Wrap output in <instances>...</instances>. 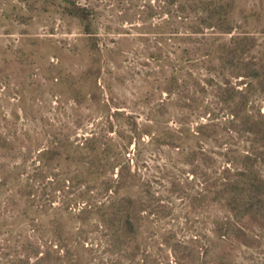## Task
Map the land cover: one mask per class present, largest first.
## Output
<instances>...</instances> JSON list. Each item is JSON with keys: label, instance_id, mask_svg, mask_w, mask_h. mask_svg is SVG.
<instances>
[{"label": "rangeland", "instance_id": "obj_1", "mask_svg": "<svg viewBox=\"0 0 264 264\" xmlns=\"http://www.w3.org/2000/svg\"><path fill=\"white\" fill-rule=\"evenodd\" d=\"M245 120L264 131V0H0V204L116 201L137 222L132 248L90 234L72 264H264V133ZM230 150L254 184H222Z\"/></svg>", "mask_w": 264, "mask_h": 264}, {"label": "trees", "instance_id": "obj_2", "mask_svg": "<svg viewBox=\"0 0 264 264\" xmlns=\"http://www.w3.org/2000/svg\"><path fill=\"white\" fill-rule=\"evenodd\" d=\"M237 35H232L231 42L237 39ZM230 43V42H229ZM228 45V43H225ZM220 55H227L221 57L220 61L222 63L231 62L229 59V53L222 51ZM240 58L236 59V65L240 63ZM241 60V59H240ZM250 82H256L257 78L249 77ZM225 83L226 82H222ZM224 84V85H225ZM219 90L223 92L233 93L234 88L225 85V88L219 87ZM240 100H245L250 92L249 87L242 88L238 91ZM243 94V95H242ZM241 96V97H240ZM226 110L222 106L212 108V113L209 112V116L213 117L207 118L204 124H200L197 128V135L201 138L208 137V133L217 137L218 130H215L217 123L214 121V117L217 116L219 111ZM208 108L202 109L203 113H206ZM239 119V116L235 113L232 114L231 123H235ZM255 119V117H254ZM243 126L251 129L248 133L253 138H258L260 141L262 139V130H256L253 127L258 126L259 121H246L241 123ZM235 126V125H234ZM253 126V127H252ZM211 130V132H209ZM239 133V132H238ZM222 137H225L222 135ZM86 146L84 149L89 150L88 147L90 142H94L96 138L94 136L87 138ZM29 146L32 142L28 143ZM95 144V143H94ZM248 144V142L246 143ZM264 154V144L260 146ZM63 149V146L58 140H52L49 144L42 146L40 148V156L51 153V151H57ZM92 149V147H91ZM235 150L226 151L221 155L231 162V165L235 168H239L241 172L238 174V178L229 180L227 179L222 184H254L253 175L250 174V170L244 171V158L249 159V154L240 155V160H235L233 154ZM123 170H127V166H123ZM226 171V170H225ZM128 174L129 171H126ZM52 184H49V188ZM54 188V187H52ZM47 188H45L46 190ZM68 190L64 192V195H68L74 189L73 185L68 186ZM52 190V189H51ZM243 193L241 196L246 198V203L244 202V207H248L247 198L248 194H254L253 189H248L247 191L243 188ZM248 192V194H247ZM43 190L40 193L43 194ZM84 192H77V196H83ZM255 194L254 196H256ZM24 200L0 204V227L5 229V236L2 246H0V258L3 259L1 264H29L30 257H34L32 264H72L73 262H78L79 258L72 257V254L78 253L79 251L91 250L88 248L87 239L91 238L90 234H94L99 238H103L107 241L111 240L113 245L124 246L132 248V236L131 230L137 228V222L131 212H126L122 210L121 206L117 202H103L101 204H86L84 205L78 213H72L67 209V204L64 202L60 206L49 210V205L43 201L35 200L29 193H25ZM256 215L252 211H248L246 218L247 222L250 223L252 218L250 216ZM117 218V219H116ZM21 222H32L35 223V230L33 234L26 235L22 228L20 227ZM102 225L103 229L99 230ZM103 230H107L108 233L103 234ZM244 234L247 238L251 237L250 226L247 225L243 229ZM86 241V242H85ZM109 245V244H108ZM79 263V262H78ZM107 264H116V262H108Z\"/></svg>", "mask_w": 264, "mask_h": 264}]
</instances>
